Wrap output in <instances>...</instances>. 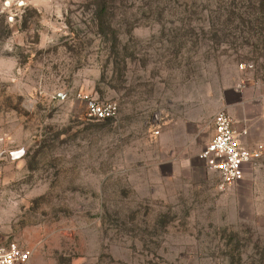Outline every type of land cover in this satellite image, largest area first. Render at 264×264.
<instances>
[{
  "label": "rangeland",
  "instance_id": "1",
  "mask_svg": "<svg viewBox=\"0 0 264 264\" xmlns=\"http://www.w3.org/2000/svg\"><path fill=\"white\" fill-rule=\"evenodd\" d=\"M251 81L264 0H0L2 234L30 264H264V169L223 189L161 138L190 129L198 154Z\"/></svg>",
  "mask_w": 264,
  "mask_h": 264
},
{
  "label": "built area",
  "instance_id": "2",
  "mask_svg": "<svg viewBox=\"0 0 264 264\" xmlns=\"http://www.w3.org/2000/svg\"><path fill=\"white\" fill-rule=\"evenodd\" d=\"M80 98L90 118L112 120L119 115V106L114 101H100L88 94H81ZM213 124L214 134L198 153V159L209 172L217 174L221 188L227 189L244 179L246 166L258 162L262 151L244 145L241 137L246 132H239L234 127L227 111L219 110ZM32 253V250L22 247L18 242L7 240L0 230V264H30Z\"/></svg>",
  "mask_w": 264,
  "mask_h": 264
},
{
  "label": "crops",
  "instance_id": "3",
  "mask_svg": "<svg viewBox=\"0 0 264 264\" xmlns=\"http://www.w3.org/2000/svg\"><path fill=\"white\" fill-rule=\"evenodd\" d=\"M263 84L264 82L260 81L242 83L235 87L227 88L225 90L223 89L220 96L219 110H225L229 113V115L233 119L234 127L239 132H242L244 130L246 132L241 137L244 145L248 148L260 149L262 151V156L259 161L254 164L247 165L245 168V174L247 177L246 179L251 183H253L254 178L259 175V173H262L264 169ZM189 130L190 129H187V131L182 130L180 126H177L176 128L174 127L171 129L172 134H174V138L172 140L169 139L170 132L165 130L161 133V138L163 142L168 144V146L171 144L175 145L179 143H188V146L181 150L184 152V158H180L186 160V163L192 165V161H197L199 159L197 156L198 154H194L192 156L190 155V150L193 149L192 146L194 141L196 140H191V138H188L190 139L189 141L187 139L185 140V137H187L188 133L190 132ZM159 133V131H156V135ZM170 152H174V148H172L169 153ZM178 159L179 157L174 156L172 158V161L175 162ZM252 185L253 184H251L250 186Z\"/></svg>",
  "mask_w": 264,
  "mask_h": 264
},
{
  "label": "water",
  "instance_id": "4",
  "mask_svg": "<svg viewBox=\"0 0 264 264\" xmlns=\"http://www.w3.org/2000/svg\"><path fill=\"white\" fill-rule=\"evenodd\" d=\"M25 148H21L19 150H16V151H13L10 153V159L11 160H17V159H20L24 156L25 154Z\"/></svg>",
  "mask_w": 264,
  "mask_h": 264
},
{
  "label": "trees",
  "instance_id": "5",
  "mask_svg": "<svg viewBox=\"0 0 264 264\" xmlns=\"http://www.w3.org/2000/svg\"><path fill=\"white\" fill-rule=\"evenodd\" d=\"M105 6H106V5H105V3H104V4H102V7H103V8H105ZM98 7H101V6L99 5Z\"/></svg>",
  "mask_w": 264,
  "mask_h": 264
}]
</instances>
